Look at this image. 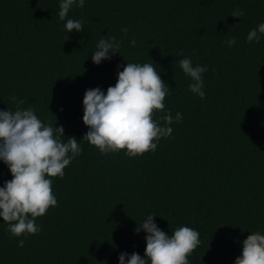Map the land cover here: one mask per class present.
Masks as SVG:
<instances>
[{"label": "trees", "instance_id": "obj_1", "mask_svg": "<svg viewBox=\"0 0 264 264\" xmlns=\"http://www.w3.org/2000/svg\"><path fill=\"white\" fill-rule=\"evenodd\" d=\"M59 3L0 0V110H15L13 96L23 99L22 108L53 126L57 120L62 139L74 136L83 149L53 178L58 203L36 219L38 234L13 237L0 219V264L143 258L146 233L135 229L149 214L168 235L181 226L200 233L189 264H235L247 236L264 234V34L247 41L264 23V0H85L68 14L84 30L71 33ZM234 10L244 15L232 17ZM103 36L116 37L119 54L95 65ZM186 57L208 69L204 99L188 90L178 63ZM126 62L156 64L170 88L165 111L183 117L155 152L135 158L82 142L85 91L106 94ZM11 179L0 161V186Z\"/></svg>", "mask_w": 264, "mask_h": 264}, {"label": "clouds", "instance_id": "obj_2", "mask_svg": "<svg viewBox=\"0 0 264 264\" xmlns=\"http://www.w3.org/2000/svg\"><path fill=\"white\" fill-rule=\"evenodd\" d=\"M85 0H60L58 16L65 21L68 33L82 32L83 21L68 18L72 7L83 8ZM232 17L244 13L234 10ZM126 34L127 28L122 29ZM264 34V23L251 30L247 41L259 43ZM69 38V37H68ZM67 38V39H68ZM236 44L234 38L225 42ZM135 47L136 41L130 42ZM120 44L115 36H103L98 40L91 59L95 65L119 54ZM180 69L190 78L188 90L205 98L203 74L206 66L193 64L191 57L178 61ZM156 64L126 62L118 71L115 86H109L105 94L99 87L85 91L83 99V124L88 128L82 142L95 147L101 154L124 151L131 158L155 152L158 142L172 135L170 127L182 120L177 112L175 121L166 112L165 99L169 86L161 79ZM15 110H0V161L9 169L12 179L0 186V219L8 225L13 237L36 235L41 231L36 219L43 217L50 208L57 206L52 190L53 178H63L64 170L79 156L81 142L73 136L65 138L63 127L43 122L31 107L22 108L23 99L17 101ZM157 112L164 113L155 119ZM155 214H149L137 223L136 234L146 233L144 257L138 253L130 256L121 253L119 264H189V255L201 243L200 233L188 226L177 227L166 234L154 223ZM18 246L24 247V240ZM235 264H264V234L253 232L243 241L242 253Z\"/></svg>", "mask_w": 264, "mask_h": 264}]
</instances>
